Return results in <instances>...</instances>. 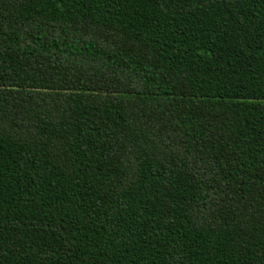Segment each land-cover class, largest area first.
<instances>
[{
	"label": "trees",
	"instance_id": "obj_1",
	"mask_svg": "<svg viewBox=\"0 0 264 264\" xmlns=\"http://www.w3.org/2000/svg\"><path fill=\"white\" fill-rule=\"evenodd\" d=\"M0 264H264V0H0Z\"/></svg>",
	"mask_w": 264,
	"mask_h": 264
}]
</instances>
